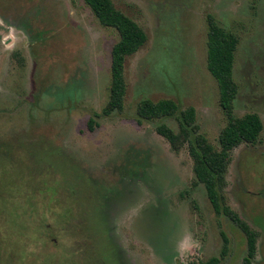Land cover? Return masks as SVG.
<instances>
[{"label": "rangeland", "instance_id": "rangeland-1", "mask_svg": "<svg viewBox=\"0 0 264 264\" xmlns=\"http://www.w3.org/2000/svg\"><path fill=\"white\" fill-rule=\"evenodd\" d=\"M112 1L147 42L126 60L123 110L106 117L118 31L84 0H0V264H203L223 235V264H242L246 236L213 211L187 145L156 131L178 132L177 120L137 115L143 100L193 107L220 149L228 120L208 70L210 16L239 40L234 114L263 122L255 144L231 152L225 197L264 264V0ZM80 213L88 235L72 227ZM189 236L198 243L185 250Z\"/></svg>", "mask_w": 264, "mask_h": 264}, {"label": "trees", "instance_id": "trees-1", "mask_svg": "<svg viewBox=\"0 0 264 264\" xmlns=\"http://www.w3.org/2000/svg\"><path fill=\"white\" fill-rule=\"evenodd\" d=\"M97 19L105 27L114 28L120 40L112 50V87L110 99L103 110V115L111 116L123 110L126 84L124 80L125 63L128 57L136 54L147 42L144 30L132 19L116 9L112 0H84ZM208 70L219 86L220 105L227 116L228 123L219 137L220 149H216L208 139L200 133L196 110L189 107L183 110L175 101L164 99L158 102L143 100L137 108L139 122L163 119H176L178 132L161 123L156 127L159 135L164 137L174 149L187 145L194 162V174L198 184L205 187L210 205L219 217L231 221L247 239V255L242 264H253L257 252V233L234 212L226 202V174L231 160V152L241 144H255L262 131L263 122L257 114H246L236 117L235 101L239 87L234 80L235 53L238 38L220 27L213 17L208 18ZM93 120L89 128L93 129ZM81 208V207H80ZM77 225L72 226L84 232L85 222L81 213L76 218ZM70 227L72 223L68 222ZM73 230V229H71ZM97 231V230H96ZM224 237V249L219 257H212L203 264H223L228 255L229 241ZM91 236L87 237V239ZM107 258V252L97 247Z\"/></svg>", "mask_w": 264, "mask_h": 264}, {"label": "clouds", "instance_id": "clouds-1", "mask_svg": "<svg viewBox=\"0 0 264 264\" xmlns=\"http://www.w3.org/2000/svg\"><path fill=\"white\" fill-rule=\"evenodd\" d=\"M198 242L192 240L191 236L188 237V242L186 245H184L185 250H187L188 248L192 247V246H196Z\"/></svg>", "mask_w": 264, "mask_h": 264}]
</instances>
